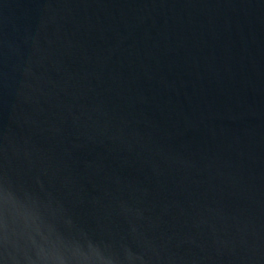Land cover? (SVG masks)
<instances>
[{"label":"water","instance_id":"water-1","mask_svg":"<svg viewBox=\"0 0 264 264\" xmlns=\"http://www.w3.org/2000/svg\"><path fill=\"white\" fill-rule=\"evenodd\" d=\"M0 264H264V0H0Z\"/></svg>","mask_w":264,"mask_h":264}]
</instances>
